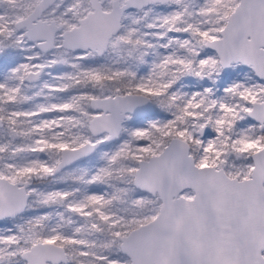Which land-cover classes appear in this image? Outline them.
Masks as SVG:
<instances>
[{
	"label": "snow or ice",
	"instance_id": "obj_1",
	"mask_svg": "<svg viewBox=\"0 0 264 264\" xmlns=\"http://www.w3.org/2000/svg\"><path fill=\"white\" fill-rule=\"evenodd\" d=\"M0 264H264V0H0Z\"/></svg>",
	"mask_w": 264,
	"mask_h": 264
}]
</instances>
